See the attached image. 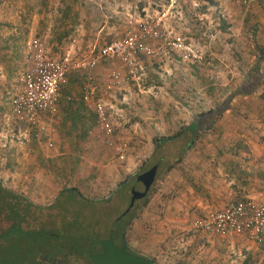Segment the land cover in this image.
I'll use <instances>...</instances> for the list:
<instances>
[{
    "label": "crops",
    "instance_id": "0c3cea01",
    "mask_svg": "<svg viewBox=\"0 0 264 264\" xmlns=\"http://www.w3.org/2000/svg\"><path fill=\"white\" fill-rule=\"evenodd\" d=\"M88 1L87 6L81 0L68 1L71 7L61 8L54 27L42 14L41 18L37 14L31 16L32 4L40 0H0V112L6 109L3 107L5 95L9 94L12 97H7L10 99L7 112L10 111L32 39L42 40L54 58L59 54H92L107 44L115 32L124 30L125 33L142 21L123 19L121 15L120 20L116 19L110 11L116 0ZM120 4L124 5V0ZM259 5L264 8V0H256L252 7ZM87 7L93 12L88 14ZM101 7H104V15L100 12L98 15ZM26 15L31 18L27 20ZM258 37L264 39V33H258ZM243 50L242 60L233 58L238 65V68L233 67V76H220V84L233 86L227 95L220 97V109H223L220 127H216L220 131L216 132L220 134V141H197L201 135L212 131L205 128L198 130L199 137L193 143L191 136H184L182 141L176 139L162 144L154 141L151 145L147 158L156 157L165 147L174 155L170 153L172 167L169 165L162 184L163 190H168V197H159L148 211L150 214L140 220L144 238L152 234L155 239L158 236L154 232H165L160 244L153 241V249L148 248V254L153 256L144 255L147 259L159 264H264L263 252L246 236L225 238L196 231L193 226L198 217L209 211L224 210L234 200L264 202V43ZM222 53L224 51H220V55ZM177 58L171 59V69L187 65L184 62L176 64ZM136 67L143 74L150 73V68L139 60ZM115 68L116 64H109L93 71L101 86L97 98L108 106L111 119L115 113L128 120L122 111L131 98L127 86L122 84L124 93H119L122 88L108 89L106 86L105 79ZM152 70L155 74V69ZM84 85L81 72H72L62 87L57 113L44 116L51 125L53 147L35 139L21 147L4 137L2 122L0 182L34 202L41 199L46 202L49 197L76 193L84 196V190L88 195V189L101 196L115 181L122 184L133 177L146 159L145 149H149L144 146V135H138L136 142L129 138L132 143L125 162H121L112 149L100 145L90 134L96 130L97 117L94 109L84 101ZM244 87L249 91L242 92ZM191 123L182 126L174 121V125L168 127L169 133L174 135ZM160 129L163 130L159 126L154 134ZM151 223L153 231L149 232ZM172 249L176 252L168 253Z\"/></svg>",
    "mask_w": 264,
    "mask_h": 264
},
{
    "label": "rangeland",
    "instance_id": "374dc122",
    "mask_svg": "<svg viewBox=\"0 0 264 264\" xmlns=\"http://www.w3.org/2000/svg\"><path fill=\"white\" fill-rule=\"evenodd\" d=\"M68 1L76 3L77 0H40V2H35L31 6V16L37 14L41 18L42 14L43 19L46 22L51 21L50 24L55 27L57 17L61 14V8L65 5L71 7L72 4H69ZM81 1L86 6L89 4L88 0ZM120 2L121 0H116V3L114 2L111 7L109 6L112 15L117 17L116 19L120 20L119 16L121 15L123 19L127 17L133 21L134 19L162 20L165 29L173 32L175 37L190 43L202 59L199 62H189L185 67L177 65L176 69H171V60H166L161 64V61L141 57L139 59L140 63L148 66L150 73L143 74L137 68L135 79L124 83L127 87L124 85L116 87L122 88L120 90L122 92L119 93H124L123 88L125 87L128 94L131 95L130 100L125 102L126 108L122 109L123 113L128 116V120L120 116L117 117L115 113L112 114V119L116 124V138L124 141H126L124 138H131L133 142H136L138 141L136 137L142 134V136L144 135V139H142L144 146L149 147V149H145L146 159L144 162L142 160L143 164L138 167L134 175L132 174L133 177H128V181H124L122 184L121 181H115L107 187L106 192L101 196L94 195L93 190L88 189L90 193L87 195L84 190L86 195H84L85 197L82 196L83 198L64 199V208L69 210L67 215L63 214L67 216L66 223L62 218V209L63 211L65 209L59 206L52 207L60 196L58 198L49 197L46 202H42V199L34 202L32 199L27 198L37 207L42 208L37 212L36 218L32 222L30 220L33 228L43 225L47 230H56L60 236L63 234V230L67 228L74 230L79 228L78 223L85 222L93 228L92 240L99 244L109 236L112 230L127 226V245L132 252L144 257L148 254L147 251H150L148 248L153 249L156 242L159 244L162 242L165 232L163 230L154 232L158 236L155 239L152 238V234L144 238L142 231L144 226H142L140 220L144 215L150 214L148 211L154 207L159 197H168V190L167 188L163 190L162 184L171 166L170 153L174 155L169 147H165L160 150L156 157L150 156L147 158L150 155L151 145L154 141L156 142V139L173 135L169 133L168 127L174 121L184 126L185 123L193 122L199 114L220 107V97L227 95L233 89L231 85L224 86L220 84V76L232 77L234 74L233 67L238 68V65L234 64L235 59L233 58L242 60L244 58V48L259 47L264 43V39L262 38V41L258 37V33H264V8L260 5L259 7L250 6L247 8L226 6L221 0H197L189 4L178 3L174 8L170 6L169 0H124V5ZM38 3L40 4L36 5ZM103 9L104 7L99 8L98 15L100 13L104 15ZM86 10L88 14L93 12L89 8ZM25 18L29 20L31 17L28 18V15H26ZM119 23L122 24L123 22L120 21ZM122 26L124 27V24ZM125 33L124 30L123 32H115L107 43L120 39ZM220 51H224V53L220 55ZM70 55L74 59H82L91 54ZM21 56L23 55L21 54ZM57 56L59 58L64 54ZM174 57H178L175 60L176 64L183 62L179 55L176 54ZM161 66L165 67L161 68ZM166 66H168V69H166ZM26 67L27 64L24 65L22 70H25ZM152 69H155V74H153ZM81 75L85 78L84 74L81 73ZM10 96V94L9 96L5 95L6 100L3 107L6 109L0 112V127L8 114L10 99L8 100L7 97ZM185 117L186 120H184ZM159 126L163 130L160 129L158 134L155 135L153 131L159 129ZM216 127H220V121L215 124L211 132L201 135L202 137L197 141L219 142L220 134L216 133L219 131ZM94 137L100 145L106 147L102 143L99 133ZM182 138L178 140H184ZM128 143L130 148L132 143L130 139ZM162 157H164L163 160L160 159ZM155 166H158V172L155 183L147 195L148 198L137 201L130 210L129 215L121 219L130 207L132 189L136 188L140 192L145 190V185L138 182V177ZM103 175L104 178L106 174ZM161 190L162 192H160ZM65 202H67L66 205ZM75 219H78L77 223H71ZM117 221L118 223H116ZM152 225L151 223L150 227L148 226L149 232L153 231ZM53 234L56 233L53 232ZM142 247L146 248L143 249ZM171 252H176V249L168 251V253ZM148 255L153 256L152 254ZM76 259L80 258L74 256L71 260L79 264L83 261V258L80 262ZM155 263L159 264L156 260ZM50 264H54V262H50ZM58 264H61V262H58Z\"/></svg>",
    "mask_w": 264,
    "mask_h": 264
},
{
    "label": "built area",
    "instance_id": "2783aa9c",
    "mask_svg": "<svg viewBox=\"0 0 264 264\" xmlns=\"http://www.w3.org/2000/svg\"><path fill=\"white\" fill-rule=\"evenodd\" d=\"M170 6L197 0H169ZM205 1V0H203ZM226 6L250 7L256 0H221ZM179 55L184 63L199 62L202 57L190 43L175 37L164 28L162 20H142L120 39L96 49L90 56L74 59L70 54L52 57L40 39H32L27 47L26 64L18 78L11 108L3 120L4 137L21 147L33 139L53 147L51 125L44 116L56 114L62 87L76 71L85 75L84 101L96 113V130L102 143L112 149L121 162L128 156L129 143L116 138L108 106L97 98L100 85L92 74L103 65L116 64L105 82L108 89L134 80L141 57L157 61L171 60ZM196 231L233 238L244 235L257 244L264 254V202L254 199L234 200L224 210L209 211L194 221Z\"/></svg>",
    "mask_w": 264,
    "mask_h": 264
},
{
    "label": "trees",
    "instance_id": "16d2710c",
    "mask_svg": "<svg viewBox=\"0 0 264 264\" xmlns=\"http://www.w3.org/2000/svg\"><path fill=\"white\" fill-rule=\"evenodd\" d=\"M241 91L248 92L249 89L244 87ZM222 109L218 107L199 114L187 128L179 130L172 136L156 139V142L162 144L184 136H191V143H193L199 137L200 131L198 132V130L207 128L206 130L209 131L220 121ZM75 197L83 198L80 193L63 195V197L55 201L52 207L59 206L64 208V199ZM40 210L42 208L37 207L26 196L0 182V264H50V262L73 264L74 262L71 259L74 256L81 259H76L79 262L83 258L81 264H93L89 258L93 254L92 245H98V242L92 240L93 228L82 222L81 224L78 223L80 225L79 228L74 230L67 228L63 230L64 232L60 236L56 230H47L43 225L33 228L31 222L36 218V214ZM68 212L69 210L65 209L63 211L62 209V218L65 223L67 216L63 214L67 215ZM128 215L129 213L121 219ZM76 221L78 219L73 220L71 223H77ZM53 232L56 234L54 235ZM118 232L120 237L123 234H127V226L121 227ZM110 236L111 234L106 239ZM84 260L87 261L85 262ZM153 262L155 263V261Z\"/></svg>",
    "mask_w": 264,
    "mask_h": 264
},
{
    "label": "water",
    "instance_id": "95a60500",
    "mask_svg": "<svg viewBox=\"0 0 264 264\" xmlns=\"http://www.w3.org/2000/svg\"><path fill=\"white\" fill-rule=\"evenodd\" d=\"M157 172L158 167L155 166L138 177V182L145 185V190L140 192L136 188L132 189L131 203L127 209V213L130 212L137 201L147 197L151 187L155 183ZM123 240H125V236H123ZM101 248V254L90 255L89 258L93 264H156L150 259L129 252V247L126 243H124L121 249L117 248L113 239L101 242Z\"/></svg>",
    "mask_w": 264,
    "mask_h": 264
},
{
    "label": "flooded vegetation",
    "instance_id": "af4514ba",
    "mask_svg": "<svg viewBox=\"0 0 264 264\" xmlns=\"http://www.w3.org/2000/svg\"><path fill=\"white\" fill-rule=\"evenodd\" d=\"M128 213H129V212H128ZM128 213H127V210H126L125 215L128 214ZM118 231H119V228H117V230H112V231L110 232L111 236H110L108 239H105V240H103V241H108V240H110V239H113V240H114V244H115V246H116L117 248L121 249V248L123 247L124 243L127 242V241H126V235H127V234H123L122 237H120ZM123 236H125V240H123ZM103 241H101V242H103ZM101 242H100L98 245H95V244L92 245V246H93V254H92V255H98V254H101V253H102ZM126 244H127V243H126ZM128 247H129V246H128ZM94 250H95V251H94ZM129 252H131V253H133V254H135V255H138V254L132 252L130 247H129ZM56 264H57V263H56Z\"/></svg>",
    "mask_w": 264,
    "mask_h": 264
}]
</instances>
